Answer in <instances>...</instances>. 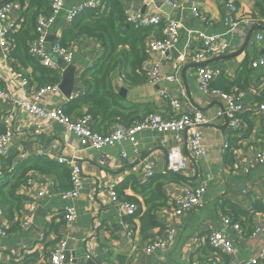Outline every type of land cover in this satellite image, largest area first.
I'll use <instances>...</instances> for the list:
<instances>
[{
    "label": "crops",
    "instance_id": "0c3cea01",
    "mask_svg": "<svg viewBox=\"0 0 264 264\" xmlns=\"http://www.w3.org/2000/svg\"><path fill=\"white\" fill-rule=\"evenodd\" d=\"M84 1L65 0L62 10L49 29L54 41H58L64 30L62 21L68 22L65 19L66 12ZM122 1L126 11L132 9L148 17L169 16L180 22L182 27L174 48L164 55L148 52L149 60L145 65L148 71L151 64L158 63L161 75H172L175 81L170 83L162 80L155 86L146 81L142 86L128 87L116 71L110 76L112 89L128 103L148 105L154 114L163 119H170L174 115L168 100L160 97V91L172 99H179L182 112H201L210 121L199 128L204 154L198 159L192 155L190 129L176 136L144 131L138 136L136 152H133L128 143L99 151L80 150L77 137L68 133L58 122L17 110L12 123L14 134L8 144V153L0 157V195L4 197L7 193L14 170L25 161L55 163L54 159L47 157L48 154L53 158H74L81 166L83 176L80 195L72 202H65L61 195L70 189V170L66 165L68 175L36 169H31L24 175L25 184L15 192L22 200L19 209L0 203V223L6 229V234L0 236V264H45L55 243L64 238H67L68 264H72L74 260L76 264H85L89 258L94 264L101 261L111 264H209L216 258L227 260L224 254L209 249L207 235L210 227L226 235L233 244L237 259L243 261L261 254L264 246V164L255 162V154L264 148V112H257L254 108L260 104L257 97L264 89V71L252 69L250 62L264 57V31H255L245 46L248 30L239 25L228 33L229 26L225 20L229 17L226 3L233 1L239 10L237 16H233L234 19L251 16L258 21L255 26L264 27V5L262 9L259 6L262 0H172L175 7L169 6L170 12L163 10L166 6L163 0ZM193 6L206 16V23L197 24L193 20ZM16 13L7 14L0 26L7 27L11 20H16ZM195 28L206 35H222L229 44L226 55L233 54L232 56L220 60L216 59L218 57L209 58L203 66L219 71V76L211 79V87L238 93L237 86H243L240 90L243 92L240 103L247 110L237 115L241 123L240 129L230 127L224 116L216 117L217 112L224 107L218 96L201 92L196 70L202 65L196 66L197 63L190 60L179 59L185 45L190 46L193 52L199 49V44L187 32L188 29ZM160 31V28H152L150 36H159ZM258 34L263 39L254 43ZM73 46L71 62L60 66L62 70L67 66L75 67L73 87L69 86L66 92L58 88L57 93L44 96L41 105L47 110L62 107L68 101L85 94L81 75L99 57L101 48L97 42L86 38L79 39ZM7 66L12 67L10 59L4 61L0 55V87L8 88L13 97L19 91L7 76ZM59 74L58 85L62 80L61 70ZM237 81L239 82L236 83ZM182 91L185 93L184 98L180 96ZM11 106L8 100L0 102V128H4L3 118L10 112ZM195 106L201 107L202 111ZM85 110L84 107L77 109L70 117H78ZM95 124V119L91 117V129ZM119 127L120 124L112 123L105 134H110ZM225 142L229 145L227 150L223 149ZM175 144L180 146L184 160L181 175L197 185H203L206 193L202 208L173 218L168 207L179 193L180 186L179 183L165 182L163 178L166 175L167 151ZM121 152L127 154L126 158L120 155ZM148 160L154 162L155 176L144 181L141 169ZM158 179L163 184L160 198L158 201L146 202L147 197H143L144 188L151 180L156 182ZM110 189L117 193L120 200L130 202L131 199L138 206L139 215L125 219L132 227L130 241L124 237L119 214L109 202ZM164 196L167 198L165 204ZM67 206H72L76 213L71 226H67L63 220V210ZM233 206L239 210L237 220L231 213ZM4 213H11L12 216L8 219ZM150 215H153V220ZM141 216H144L142 221L139 219ZM25 217L30 219L31 224L21 227ZM225 217L229 218L228 224L223 222ZM171 226L177 229L171 246L163 252L146 254L145 244L163 238ZM236 226L244 231V236L238 235ZM257 228L260 231L250 235Z\"/></svg>",
    "mask_w": 264,
    "mask_h": 264
},
{
    "label": "built area",
    "instance_id": "2783aa9c",
    "mask_svg": "<svg viewBox=\"0 0 264 264\" xmlns=\"http://www.w3.org/2000/svg\"><path fill=\"white\" fill-rule=\"evenodd\" d=\"M165 5L175 7V3L172 0H163ZM65 0H50L49 7L50 13L48 15L39 14L36 18L34 33L35 39L29 43V54L37 59L43 67L62 71L59 64L54 59L61 60L64 64H69L72 60V48L61 47L57 41L52 43L47 41L49 35V29L55 21L56 16L62 10ZM227 10L229 11V17L225 20L229 26V31L239 25L243 26L247 30L257 24V19L252 17H239L237 16L238 8L233 1L226 3ZM20 3L18 1L7 2L0 6V23L4 21L7 14L10 12H17V19L11 20L7 27L0 26V55L2 60L9 59L10 46L7 42V35L16 31L19 28L18 20L20 17ZM103 9V0H85L81 4L70 8L66 12L65 19L68 22L73 21L80 13L88 10ZM193 20L199 23H206L207 18L204 16L196 6L191 10ZM126 21L128 24L134 27L140 28H160L159 36H149L146 41V50L148 52H155L160 55H164L170 51L178 42L179 29L182 27L181 23L173 18L166 16L164 18L154 15L145 16L141 12L133 11L129 9L126 11ZM188 34L193 37L199 49L195 52L192 51L190 46L185 45L182 53L179 56L180 60H190L193 63L203 64L209 58L224 56L229 51V44L222 35L212 34L206 35L198 29H188ZM263 36L258 34L254 43L262 41ZM252 69H261L264 71V57H259L256 60L250 62ZM6 72L9 80L13 83V86L18 89L19 93L16 96H10V90L8 88L0 87V102L10 101L12 106L9 113L3 118L4 132L0 134V157H4L8 153V144L13 137L14 130L12 127L13 120L17 110L24 111L35 115L38 118H43L50 121H55L61 124L68 133H73L80 142V150H102L106 147L117 146L123 143L131 145L133 152L138 148V136L144 131H153L159 134H176L183 132L187 129L191 130V137L189 139L190 151L194 158H200L204 154V147L202 144V133L200 127L210 123L205 119L201 112H194L193 114H187L180 109V100L172 99L163 91L159 92L160 97L167 99L172 109L173 117L170 119H163L160 115L149 114L141 121L134 123L128 128L119 127L115 131L107 135H101L94 132L90 127L91 117L87 114L79 117L72 118L65 115L62 112V107L59 106L53 110H47L41 105V100L44 96L53 95L58 92V83L45 86H32L30 80L18 70H14L12 67L7 66ZM219 76V71L204 67H198L196 70L197 81L200 86V90L203 94L209 93V85L211 79ZM173 82L175 77L172 75H161L159 71V64L153 63L150 65L147 71V83L155 86L160 81ZM243 92H238L235 95L223 93L220 90H211L212 95L218 96L224 103L222 110L218 111L216 117L225 116L228 120L230 127L238 129L240 127L237 115L245 112L247 109L240 103V99L243 96ZM181 98L185 97V93L181 92ZM257 112H264V104H257L254 108ZM241 124V123H240ZM229 145L224 143L223 149L227 150ZM122 157L126 158L127 154L121 152ZM48 158L54 159L59 164L66 165L69 170V184L70 189L63 192L61 198L65 202H72L80 195L81 182L83 172L81 166L75 162V159L70 157H57L53 158L51 155H47ZM255 162L264 164V148L258 150L255 154ZM154 162L148 160L143 164L141 172L144 181H149L154 177L153 172ZM184 169V160L182 157V151L178 148L177 144L171 146L166 154V170L172 174L180 173ZM264 188V179L262 181ZM246 192V190L244 191ZM206 188L203 185H197L190 187L186 184L180 186L179 193L173 198L168 207V212L171 217L176 218L182 216L188 212L197 211L204 205V197ZM109 202L117 210L120 217V224L123 227L124 237L130 241L133 235L132 227L125 221L126 218H130L136 215L138 206L133 202H127L120 200L117 193L109 190ZM76 218L75 209L72 206H67L63 210V220L67 226H71ZM225 224L229 223V218H223ZM31 224L29 218H24L21 223V227H27ZM238 228V226H236ZM260 229H254L250 235H254L259 232ZM6 234L5 227L0 223V236ZM177 229L175 227H169L166 230L165 236L161 239H154L147 242L144 246V252L146 254H153L155 252H163L171 246L175 241ZM238 235L244 236V231L238 228ZM207 244L211 251L220 252L227 256V260H221L216 258L210 261L209 264H264V246L261 254L258 257H251L246 260L237 259L233 244L228 240L223 232L217 231L212 227L209 228L207 235ZM70 260H67V238L58 240L52 250L49 253L48 261L45 264H68ZM99 264H111L106 261H101Z\"/></svg>",
    "mask_w": 264,
    "mask_h": 264
},
{
    "label": "trees",
    "instance_id": "16d2710c",
    "mask_svg": "<svg viewBox=\"0 0 264 264\" xmlns=\"http://www.w3.org/2000/svg\"><path fill=\"white\" fill-rule=\"evenodd\" d=\"M13 1H18L21 9H19V28L7 35L11 66L21 71L30 80L32 86L57 84L60 80L59 71L43 67L37 59L29 54V43L36 38L34 33L36 18L39 14L48 15L50 13V0H0V6ZM263 5L264 0L259 5L261 9ZM62 23L64 30L57 41L61 47L72 48L79 39L86 38L97 42L101 48L99 57L86 67L81 75L80 79L85 94L78 99L68 101L62 106V112L70 116L77 109L86 108L85 113L83 112L79 116L87 114L93 117L96 124L92 130L101 135H107L105 134L107 127L112 123H118L122 127L128 128L141 121L146 114H153V109L148 105L128 103L124 97L112 89L110 83V76L116 71L128 87H138L146 83L145 65L149 60L146 41L152 28H140L128 24L122 0H103L102 10L84 11L73 21L65 23L63 20ZM237 87V92H241L243 86ZM212 88L230 93L229 90L221 87ZM257 98L259 99L258 103L264 104V89ZM3 132L4 128L1 127L0 134ZM42 166L47 169H43ZM31 169L42 172L67 173L68 175L64 164L50 161H25L14 170L7 193L4 197L0 195L2 200L0 203L9 204V207L15 206L19 209L22 200L15 192L19 186L25 184L24 175ZM185 180L182 176L172 174H166L163 178V181L173 184L186 182ZM159 181V179L156 182L151 180L144 188L146 194L143 191V197H147L146 202L158 201L160 198L163 184ZM129 201L135 202L131 199ZM166 201L167 198L164 196L163 204ZM11 213H6V215L4 213V216L10 219ZM231 213L237 220L239 210L235 206L231 207ZM138 215L139 211L135 216ZM143 218L144 216L139 217L141 221ZM150 218L153 220V215H150ZM143 227L145 228L144 223ZM161 228L163 227L161 226Z\"/></svg>",
    "mask_w": 264,
    "mask_h": 264
},
{
    "label": "water",
    "instance_id": "95a60500",
    "mask_svg": "<svg viewBox=\"0 0 264 264\" xmlns=\"http://www.w3.org/2000/svg\"><path fill=\"white\" fill-rule=\"evenodd\" d=\"M163 10H165L166 12H170L171 11V8L169 6H164L163 7ZM257 30H262L264 31V27L263 26H255V27H252L250 28L248 31H247V34H246V38H245V42H244V45L246 46L248 44V42L250 41L251 39V36L253 35V33ZM47 41L52 43L54 41V37L51 36L50 34L47 36ZM243 45V46H244ZM243 50V49H241ZM233 54H230V55H224V56H221V57H218L216 59H224V58H228L230 56H232ZM55 62H57L59 64V66H63L64 63L59 60V59H54ZM206 63V62H204ZM203 64H196V66H201ZM62 68V67H61ZM74 70H75V67L73 66H67L64 70H62V80L59 84V89L63 92H66V89L69 88V86H72L73 87V74H74ZM65 95H68V94H65ZM197 107V109H199L200 111H202V108L201 107H198V106H195ZM67 257H68V254H67ZM72 264H76L75 260L72 261ZM85 264H94V261L89 258L88 260H86Z\"/></svg>",
    "mask_w": 264,
    "mask_h": 264
},
{
    "label": "rangeland",
    "instance_id": "374dc122",
    "mask_svg": "<svg viewBox=\"0 0 264 264\" xmlns=\"http://www.w3.org/2000/svg\"><path fill=\"white\" fill-rule=\"evenodd\" d=\"M178 38H179V36H178ZM194 40V39H193ZM195 41V40H194ZM196 42V41H195ZM211 90H219V89H215V88H212L210 85H209V93L207 94V95H209V94H211ZM221 91V90H220ZM223 93H226V92H224V91H222ZM226 94H232V95H235V94H237L236 92H233V93H226ZM245 107V106H244ZM246 108V107H245ZM222 109H223V107H222ZM221 109V110H222ZM193 114V113H192ZM225 117V116H224ZM226 118V117H225ZM227 119V118H226ZM227 122H228V120H227ZM239 125H240V127L238 128V129H240L241 128V124L239 123ZM177 146H178V148L180 149V146L177 144ZM181 150V149H180ZM197 159V158H196ZM166 174H172V173H170V172H168L167 170H166ZM172 175H179V176H182L181 175V172L180 173H177V174H172ZM154 176H155V174H154ZM183 177V176H182ZM186 180V182H180L179 183V186H181L182 184H186V185H188V186H190V187H195V186H197V184L196 183H194L193 181H190V179H188V178H185ZM249 234V233H248Z\"/></svg>",
    "mask_w": 264,
    "mask_h": 264
}]
</instances>
